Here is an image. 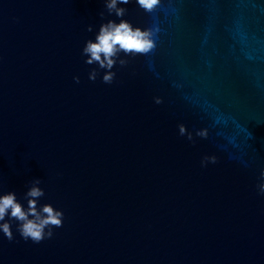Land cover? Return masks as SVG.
<instances>
[{
  "label": "water",
  "instance_id": "1",
  "mask_svg": "<svg viewBox=\"0 0 264 264\" xmlns=\"http://www.w3.org/2000/svg\"><path fill=\"white\" fill-rule=\"evenodd\" d=\"M122 7L155 47L106 84L103 0H0V192L63 213L39 243L13 220L0 264H264V0Z\"/></svg>",
  "mask_w": 264,
  "mask_h": 264
},
{
  "label": "clouds",
  "instance_id": "2",
  "mask_svg": "<svg viewBox=\"0 0 264 264\" xmlns=\"http://www.w3.org/2000/svg\"><path fill=\"white\" fill-rule=\"evenodd\" d=\"M130 0H103L107 12L118 18V22L109 19L106 23H101L93 39L84 42L81 55L85 57L84 63L95 64L97 68L89 71L88 79L95 80L97 69H103L101 80L104 83H111L115 73L111 71L114 64L123 66L126 60L120 57L146 54L155 47L154 35L157 28H141L133 26L129 21L122 19L126 9L122 5H127ZM135 4L145 12H151L160 0H134ZM103 16V13H101ZM92 31L91 26L87 28ZM73 79L78 82L77 77ZM159 103V100L155 101ZM181 134L184 127L178 126ZM204 137L206 133H198ZM190 139V137H189ZM205 161L214 163L215 158L206 156L201 159V166ZM39 178H34L30 186L24 193V204H21L14 192H0V234L4 238L11 240V222H16V232L24 240H31L39 243L41 240L50 238L53 235V226L60 227L62 224L63 213L59 209L53 208L48 203L38 205V199L44 195L43 189L39 187ZM258 194H264V167L260 169V183L257 186ZM7 217V219H6Z\"/></svg>",
  "mask_w": 264,
  "mask_h": 264
}]
</instances>
